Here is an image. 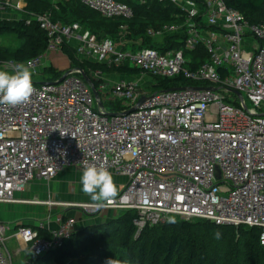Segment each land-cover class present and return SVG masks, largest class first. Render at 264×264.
Returning <instances> with one entry per match:
<instances>
[{"label": "built area", "instance_id": "2783aa9c", "mask_svg": "<svg viewBox=\"0 0 264 264\" xmlns=\"http://www.w3.org/2000/svg\"><path fill=\"white\" fill-rule=\"evenodd\" d=\"M14 1L0 0V13L25 11L24 0ZM79 1L105 18L130 21L133 4L150 0ZM157 1L172 7L173 20L147 27L156 46L131 38L127 24L119 25L115 38L98 40L77 22L53 21L49 11L27 12L25 22L34 20L45 32V50L26 61L0 59V69L12 72L30 62L36 75L49 53L72 45L80 60L140 73L110 81L99 70L91 72L101 107L76 68L61 80L32 81L33 92L21 104L0 105V203L19 201L15 194L31 181L49 182L66 167L82 172L102 166L124 176L125 186L102 206L66 204L83 216L131 210L135 235L174 217L257 227L264 246V21L251 23L225 0ZM200 48L206 58L191 68L187 54L197 55ZM176 75L193 83L183 87L194 88L153 83ZM141 96L146 98L137 105ZM108 103L119 108L107 113ZM63 216H56L48 238L38 236L40 224H17L13 236L32 258L42 256L75 230L74 218ZM8 231L0 221V264H12L5 249Z\"/></svg>", "mask_w": 264, "mask_h": 264}, {"label": "trees", "instance_id": "16d2710c", "mask_svg": "<svg viewBox=\"0 0 264 264\" xmlns=\"http://www.w3.org/2000/svg\"><path fill=\"white\" fill-rule=\"evenodd\" d=\"M26 2L27 12L49 11L53 21L77 22L98 40L103 37L115 38L119 25L127 24L130 37H141L142 45L145 46H156L154 40L146 35L147 27L173 20L170 17L172 7L157 0H150L147 5L133 4L134 18L130 21L105 18L79 0H56L55 5L50 0ZM225 3L241 12L251 23L264 21V0H225ZM7 32L16 34L21 45L13 50L2 47L0 59L26 61L41 54L47 45L45 32L34 20L26 23L24 19H0V35L4 36ZM199 50L197 55L187 54L193 59L191 68L206 58L202 49ZM62 52L70 61L69 69H79L95 88L97 81L91 77V72L95 70L125 77H134L140 73L138 69L127 65L106 67L80 60L70 45H64ZM43 69L50 80L60 78L66 71L57 70L51 65ZM153 83L156 88L163 89L193 84L182 75L157 77ZM117 108L112 106L113 110ZM134 216L135 212L131 210H120L116 216L104 222L76 228L60 248L45 255L50 254L54 264H108L109 261L110 264H264V246L258 241L257 227L216 225L207 220L172 218L169 222L146 226L135 235L132 223ZM37 234L42 238L50 236V232L43 228H37ZM213 239L222 241L224 252L220 253V258L208 248L209 241ZM40 259L43 256L33 258L32 262Z\"/></svg>", "mask_w": 264, "mask_h": 264}, {"label": "crops", "instance_id": "0c3cea01", "mask_svg": "<svg viewBox=\"0 0 264 264\" xmlns=\"http://www.w3.org/2000/svg\"><path fill=\"white\" fill-rule=\"evenodd\" d=\"M24 1H25L26 5H27L26 0H24ZM70 47L73 48V50L75 51V48L72 45H70ZM75 53H76V51H75ZM66 58H67V56H66ZM67 60H68V58H67ZM68 63H69V65H68L67 69H64V70H69V67H70V61L69 60H68ZM44 67H45V63L42 65L40 73L44 72L42 75H44V74L48 75V73H46L44 71V69H43ZM56 69L57 70H63V69H58V68H56ZM109 75L112 76V77L111 76L108 77L109 79H112V81H115V80L117 81L118 79H121V78L125 77L124 75H117V74H109ZM45 80H49V79H47V76L45 77ZM66 172H74V170L72 169V171H69L67 168H64V169H62L61 171H59L57 173V175L55 176L54 179H52L49 182L45 181L46 184H48V185L50 184L51 185L53 182L54 183H64L65 184V182L63 180L67 177ZM77 174L80 176L81 171L79 170ZM111 175H112L114 184L116 183L115 184V186H116V194H118L119 192H121V190L125 186L126 179H125L124 176H119V175H115V174H111ZM43 181L44 180H41V179L33 180V183L30 182V184H28L24 188L23 191L17 192L15 194V198L18 199L19 201L14 202L13 204H10L8 214H6V211H5V213L1 214V222H3L4 220L9 221L8 222L9 223V225H8L9 226L8 236L9 237H8V239L5 242V249L7 250V253L10 256V258L12 257L15 260L16 259L18 260L21 257L23 259H26L27 257L28 258L30 257L28 248L23 242H22L23 243V247L21 246L20 250L17 249L16 247L13 250H9L7 248L8 240L13 238L16 241V243L18 241H20V240H17L13 236V231H14V228H15V226L17 224L21 223V224H23L25 226H28V227H31V228H36L40 224V225H42L41 228L46 229L48 231H51V230L55 229L57 227V225H58V222L56 221V216L59 213H62L64 216H71L72 215V214H69L68 211H66V209L68 210L69 208H64V207L61 208L60 206H54V205L52 206V205L47 204L46 201H49V202L50 201L51 202H66V203H90V202H93V201H91L89 199L88 196H85V195H82V194L69 195V194L63 192L61 189H58L56 191V193L54 195V198H50L49 191L48 190L45 191L44 189L40 190V191H42V192H40V194H42L40 199H37V198H34V197L33 198H29V197L25 196V194L27 195L30 192H34V194H36L39 191V187L38 186L41 183L43 184L44 183ZM33 200H36L38 202H32ZM13 205H19V207H21L22 209L26 208L27 205H33V207H35L34 210H35L36 213H29L30 215H27V213H28L27 208H26L25 211L22 210V209H19V211H15L14 208H13ZM0 208L2 210H6V204H3V206L0 207ZM40 211L41 212L42 211H47L45 222H43V221L42 222H37V221H35L33 219L34 216H37V215H41L42 216V214H38L37 213V212H40ZM65 211H66V213L64 214ZM117 214H118L117 210L108 209V210H104L100 214H97V215H94V216H83V215L79 214V211H78L77 218H80V219H79V221H77V223L75 224L74 228L76 229V228L82 227V226L87 225V224H92V223H97V222H104V221L108 220L109 218H112V217L116 216ZM30 216H31V218H30ZM101 219H103V221ZM22 251H26L25 254H23ZM44 255H42V256H44ZM12 258H11V260H12ZM42 261H43V259H40V260L32 262V263H29V262H27V263L28 264H38V262H39V264H41L40 262H42ZM27 263H25V264H27ZM49 264H50V262H49Z\"/></svg>", "mask_w": 264, "mask_h": 264}, {"label": "rangeland", "instance_id": "374dc122", "mask_svg": "<svg viewBox=\"0 0 264 264\" xmlns=\"http://www.w3.org/2000/svg\"><path fill=\"white\" fill-rule=\"evenodd\" d=\"M50 1H51V3L53 5H55V1L56 0H50ZM13 2L15 4H17L16 1L13 0ZM28 16L29 15L27 14L26 9H25V11H24V9L23 10H18V9H15V8L12 9V10L7 9L5 13H0V19L1 20H17L18 21V20H22V19H24V18H26ZM19 45H21V43L18 41L16 34L11 33V32H7L4 36L0 35V49L2 47H6V49L13 50L16 46H19ZM50 65L55 67V68L64 70V69H67L69 63H68V60H67L66 56L61 51H54V52L49 53L47 55V57H46L45 66H50ZM43 73H38L36 75H33L32 81L33 82H43V81H45V77L47 76V74L42 75ZM103 75H104V78L106 80L108 79L109 76H111L108 73H103ZM110 81H111V79H110ZM245 102H246V105L248 107H251L250 102L246 98H245ZM112 106H118V104L117 103L116 104H111V105L105 104V107H104L105 109L104 110L107 113H110V111L113 110ZM93 107L96 108V104L95 103H94ZM66 168L69 171H72V169H73L74 172H66L67 177L63 180L65 182V184L64 183H54L53 182L51 185L50 184L48 185V184H46L45 181H43L44 183L43 184L41 183L38 186L39 187V191L36 194H34V192H30L27 195L25 194V196L29 197V198H33L34 197V198L40 199L41 196H42V194H40V192H42V191H40V190H42V189H44L45 191H47V190L49 191L50 198H54V195H55V193H56V191L58 189H61L63 192H65V193H67L69 195L82 194V195L88 196V195H86V194H84V193H82L80 191V184H79V178H78L79 175L77 174L79 170L77 169V167L70 166V167H66ZM31 183H33V181H31ZM53 203H54L53 204L54 206H60L61 208L62 207L69 208L68 210L66 209V211H68L69 214H72L71 216L74 218V221L76 223H77V221H79L80 218H77L78 211L76 209H74V208L69 207V205H66L68 203H66V202H53ZM3 204H6V210H2L0 208V221H1V214L5 213V211H6V214H8L9 206H10V204H13V203H0V207H2ZM13 208H14L15 211H19V209H22L21 207H19V205H13ZM26 208L28 210L27 215H30L29 213H36L35 210H34L35 207H33V205H27ZM26 208H23L22 210L25 211ZM66 211L64 212V214L66 213ZM37 213L38 214H42V216L41 215H37V216H34V218L33 217L32 218L35 221H37V222H42V221L45 222L47 211H42V212L40 211V212H37ZM30 218H31V216H30ZM173 219L180 220L178 218H173ZM101 220L103 221V219H101ZM4 221H3V223L9 225V223H8L9 221H7V220H4ZM221 245H222V241H219L217 239H213L212 241H209L208 248H209V250L211 252H213L217 257L220 258V256H221L220 253L224 252V247L221 246ZM21 246L23 247V243L21 241H18L16 243V241L13 238L8 240V242H7V248L9 250H13L15 247L20 250ZM22 252H23V254H25L26 251H22ZM32 260H33V258L30 256L29 258L27 257L26 259H23L21 257L18 260L17 259L15 260V259L12 258L11 261H12V264H25L27 262L32 263ZM49 262L51 263V255L47 254V255L43 256V261L40 262V263L41 264H49ZM38 264H39V262H38Z\"/></svg>", "mask_w": 264, "mask_h": 264}, {"label": "clouds", "instance_id": "9594fccd", "mask_svg": "<svg viewBox=\"0 0 264 264\" xmlns=\"http://www.w3.org/2000/svg\"><path fill=\"white\" fill-rule=\"evenodd\" d=\"M33 65L18 63L12 72L0 69V105L15 106L29 99L33 92ZM80 191L102 206L116 195L111 173L102 166L89 165L79 176ZM110 264V261L108 262Z\"/></svg>", "mask_w": 264, "mask_h": 264}, {"label": "water", "instance_id": "95a60500", "mask_svg": "<svg viewBox=\"0 0 264 264\" xmlns=\"http://www.w3.org/2000/svg\"><path fill=\"white\" fill-rule=\"evenodd\" d=\"M69 71H71V70H67L66 73L69 72ZM63 76H64V74L59 78V80H61ZM81 77L83 78V80L87 84H89V86L91 88V91H92V94H93L94 98L97 100V105L99 107H101L102 106V103L99 101L98 94L95 91L94 86L91 84L90 79L84 73H81ZM182 88H185V89H193L194 87H182ZM196 88H200V87H196ZM172 89H176V88H172ZM204 89H215V88H212V87L208 86V87H204ZM233 93L238 97L239 100H242L241 94L238 91L233 90ZM145 98H146L145 96H141L138 99V101H137V105L141 104L145 100ZM132 109H134V108H131L130 110H132Z\"/></svg>", "mask_w": 264, "mask_h": 264}, {"label": "bare ground", "instance_id": "6f19581e", "mask_svg": "<svg viewBox=\"0 0 264 264\" xmlns=\"http://www.w3.org/2000/svg\"><path fill=\"white\" fill-rule=\"evenodd\" d=\"M200 221V220H199ZM244 227V226H243Z\"/></svg>", "mask_w": 264, "mask_h": 264}]
</instances>
